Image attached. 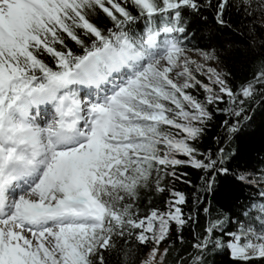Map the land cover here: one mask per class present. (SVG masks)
<instances>
[{
  "label": "snow or ice",
  "instance_id": "1",
  "mask_svg": "<svg viewBox=\"0 0 264 264\" xmlns=\"http://www.w3.org/2000/svg\"><path fill=\"white\" fill-rule=\"evenodd\" d=\"M233 8L242 14L237 33L247 27L254 44L264 0H0V264H109L113 254L132 264L143 254L133 239L152 245L140 264H163L172 225L182 239L193 219L185 195L169 186L191 183L178 170L210 173L206 192L216 174H229L224 149L213 157L195 147L209 105L227 97L224 111L240 117L243 105L264 99V60L234 91L210 64L221 62L217 50L200 51V61L188 55L185 13L206 19L211 10L232 28L225 15ZM101 15L111 27L96 22ZM236 180L255 189L247 219L235 230H226L227 217L211 221L189 264H204L210 246L233 264H264V171ZM146 192H167L165 208L141 215Z\"/></svg>",
  "mask_w": 264,
  "mask_h": 264
},
{
  "label": "trees",
  "instance_id": "2",
  "mask_svg": "<svg viewBox=\"0 0 264 264\" xmlns=\"http://www.w3.org/2000/svg\"><path fill=\"white\" fill-rule=\"evenodd\" d=\"M135 14V12H134ZM206 19L193 16L191 13H185L188 20L189 33L184 41L185 45L191 49L190 52L208 51L215 49L220 54L221 62H216V68L228 73V82L235 91L246 81L252 79L257 69L260 67V61L264 60V28H261L260 17L255 19L257 37L255 43H252V36L248 35V28L243 27L244 35H239L237 29L241 27L242 14L234 8L226 13L225 19L233 26L232 28H221L213 19V12L207 10L204 12ZM253 20V17H245L243 24ZM96 22L104 27H111V21H108L103 15ZM142 27V21L140 22ZM71 44L72 42L69 41ZM74 50L76 49L72 45ZM47 62L54 67L50 58ZM199 79L207 83L203 76ZM198 99H204V93L200 90H189ZM224 103L209 105V111L212 114V120L209 121L204 135L195 147L202 154L215 157L220 149L230 154L226 167L229 174H216L213 190L204 191L207 181L211 174H206L202 170H196L191 167H182L178 171L187 173L183 180L191 183H184L181 180L170 181L169 186L174 191L182 192L186 197V204L182 205L185 217L192 216L187 225L180 231L182 239H178L176 227L173 224L169 237L161 244L160 249L169 248L163 264H178L179 258L184 257L182 264H189L192 257L198 255L193 247L198 242V238L203 237L205 228L211 221L218 217H227L226 230H235L237 225L235 221L246 220L242 211L247 210L245 206L250 205V198L255 194V189L241 185L236 180V175L243 172L259 173L264 171V99H257L255 103L245 104V112L240 117H236L226 111L230 105L228 98L224 97ZM247 116V119H245ZM227 122V123H226ZM236 125L238 130L235 133H229V127ZM231 137V138H229ZM198 158L203 159V156ZM144 199L140 201L141 215H146L148 207L165 208V202L169 194L165 192L156 196L154 192L143 193ZM152 196L151 205H147V197ZM257 205L259 200L255 201ZM208 208V212L204 211ZM255 215V212L252 213ZM216 237H222L220 231L214 233ZM226 239V237H222ZM130 246L134 249L143 248V254L138 251L133 257L132 264H139L145 253L150 251L152 245L140 246L135 240L130 241ZM204 264H233L228 252L214 251L209 248L207 254L203 257ZM109 264H119L115 254L109 257Z\"/></svg>",
  "mask_w": 264,
  "mask_h": 264
},
{
  "label": "rangeland",
  "instance_id": "3",
  "mask_svg": "<svg viewBox=\"0 0 264 264\" xmlns=\"http://www.w3.org/2000/svg\"><path fill=\"white\" fill-rule=\"evenodd\" d=\"M260 23H264V16H260ZM188 55L193 59V60H197V61H200V56H199V52H189ZM211 66L212 67H216V63H212L210 62ZM161 252H163L162 249H160ZM149 252V251H148ZM147 253H145V255L143 256L142 259H146L147 258ZM141 259V260H142ZM140 264V263H139Z\"/></svg>",
  "mask_w": 264,
  "mask_h": 264
},
{
  "label": "bare ground",
  "instance_id": "4",
  "mask_svg": "<svg viewBox=\"0 0 264 264\" xmlns=\"http://www.w3.org/2000/svg\"><path fill=\"white\" fill-rule=\"evenodd\" d=\"M41 123H43V121H41Z\"/></svg>",
  "mask_w": 264,
  "mask_h": 264
}]
</instances>
